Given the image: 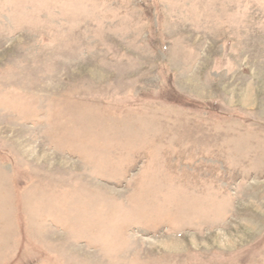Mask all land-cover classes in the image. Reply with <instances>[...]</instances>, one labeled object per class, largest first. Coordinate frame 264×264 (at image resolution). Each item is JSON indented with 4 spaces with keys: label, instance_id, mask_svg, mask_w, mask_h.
<instances>
[{
    "label": "rangeland",
    "instance_id": "1",
    "mask_svg": "<svg viewBox=\"0 0 264 264\" xmlns=\"http://www.w3.org/2000/svg\"><path fill=\"white\" fill-rule=\"evenodd\" d=\"M0 264H264V0H0Z\"/></svg>",
    "mask_w": 264,
    "mask_h": 264
}]
</instances>
